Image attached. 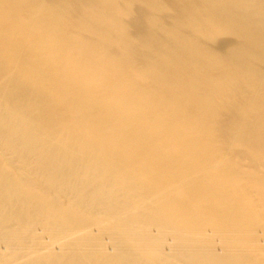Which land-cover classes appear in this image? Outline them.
Masks as SVG:
<instances>
[{
	"label": "bare ground",
	"instance_id": "6f19581e",
	"mask_svg": "<svg viewBox=\"0 0 264 264\" xmlns=\"http://www.w3.org/2000/svg\"><path fill=\"white\" fill-rule=\"evenodd\" d=\"M0 264H264V0H0Z\"/></svg>",
	"mask_w": 264,
	"mask_h": 264
},
{
	"label": "rangeland",
	"instance_id": "374dc122",
	"mask_svg": "<svg viewBox=\"0 0 264 264\" xmlns=\"http://www.w3.org/2000/svg\"><path fill=\"white\" fill-rule=\"evenodd\" d=\"M47 239V237H46ZM103 242L106 243V245L108 244V239L106 237L103 238Z\"/></svg>",
	"mask_w": 264,
	"mask_h": 264
}]
</instances>
